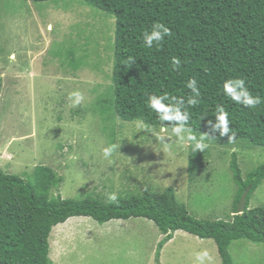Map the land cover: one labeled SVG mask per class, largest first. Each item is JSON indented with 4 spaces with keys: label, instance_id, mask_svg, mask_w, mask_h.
<instances>
[{
    "label": "rangeland",
    "instance_id": "obj_1",
    "mask_svg": "<svg viewBox=\"0 0 264 264\" xmlns=\"http://www.w3.org/2000/svg\"><path fill=\"white\" fill-rule=\"evenodd\" d=\"M114 26L112 14L80 0H0V169L27 177L34 166H49L62 177L51 192L62 198L170 187L194 217L227 219L236 190L231 154L244 176L264 162V146L204 140L203 151L191 148L190 171L191 142L180 141L171 126L148 130L112 115ZM74 91L84 96L78 107L69 100ZM109 146L115 150L105 158ZM258 205L264 206V180L249 208ZM162 238L141 217H70L53 226L49 256L53 264H197L196 253L207 251L206 264H221L212 239L178 230L158 249ZM229 252L233 264H264V243L234 240Z\"/></svg>",
    "mask_w": 264,
    "mask_h": 264
},
{
    "label": "trees",
    "instance_id": "obj_2",
    "mask_svg": "<svg viewBox=\"0 0 264 264\" xmlns=\"http://www.w3.org/2000/svg\"><path fill=\"white\" fill-rule=\"evenodd\" d=\"M40 2L45 0H30ZM115 18L113 64L110 72L112 115L122 121H141L148 130L174 126L160 121L147 106L150 95H192L186 87L197 80L199 103L187 106L188 127L197 138L227 145L264 146V103L255 109L231 101L223 94L228 79L243 78L252 95L264 98V0H80ZM156 22L171 29L162 46L149 48L143 34ZM133 57L129 65V58ZM178 57L180 65L173 66ZM229 115L228 135L212 132L217 106ZM190 171L195 159L189 152ZM229 169L236 187L227 219H198L176 198L172 188L147 189L140 194L118 197L89 191L84 197L62 198L53 189L62 182L51 167L34 166L27 177L0 169V264H53L48 238L53 226L70 217L84 216L98 223L113 219L145 218L163 234L158 249L177 230L200 239H212L221 264H233L231 242L245 239L264 243V206L249 208V202L264 180V162L242 175L236 153ZM247 190L245 208L237 213L241 194ZM158 258V253L155 254Z\"/></svg>",
    "mask_w": 264,
    "mask_h": 264
},
{
    "label": "clouds",
    "instance_id": "obj_3",
    "mask_svg": "<svg viewBox=\"0 0 264 264\" xmlns=\"http://www.w3.org/2000/svg\"><path fill=\"white\" fill-rule=\"evenodd\" d=\"M170 35L171 29L168 26L156 22L152 25L150 32H145L143 34V40L147 47L152 48L155 45L159 48L162 46L165 37ZM14 55V53H11L9 58L13 59ZM132 61L133 57H130L128 64L130 65ZM180 63L181 61L178 57L172 59L173 66H178ZM186 87L190 89L192 93V95L187 97L186 101L183 98L170 97L165 93L162 95H150L148 97L147 106L157 114L160 121L174 122V126L171 129L172 133L182 142H191L192 151H203L207 147L204 140L209 136L205 133L204 136L197 138L195 135L190 134L191 129L188 127L190 113L186 110V105L196 106L199 103L200 89L198 88L197 80L195 78H190L186 83ZM223 94L230 98L231 101L250 109H255L258 105L264 103V98H261L259 95L254 96L251 94L243 78L226 80L223 84ZM69 100L71 101L72 107H78L84 101V96L81 92L74 91L69 95ZM208 124L212 132L218 130L221 136L228 135L229 141H235L236 133L230 130L229 115L223 106H217L215 122L209 120ZM138 127L143 128V123L141 122ZM161 131L166 132L167 128L162 127ZM165 137L166 136L160 135L157 138L165 142ZM114 150L115 146L105 148L103 150L104 157L108 158ZM107 200L109 203H117L118 196L116 193H109L107 195ZM195 259L197 264H206V261L210 259L209 253L207 251L198 252L196 253Z\"/></svg>",
    "mask_w": 264,
    "mask_h": 264
},
{
    "label": "water",
    "instance_id": "obj_4",
    "mask_svg": "<svg viewBox=\"0 0 264 264\" xmlns=\"http://www.w3.org/2000/svg\"><path fill=\"white\" fill-rule=\"evenodd\" d=\"M246 194H247V190H245L242 194L241 197L238 201L237 207H236V211L237 213H242L244 211L245 208V199H246Z\"/></svg>",
    "mask_w": 264,
    "mask_h": 264
}]
</instances>
